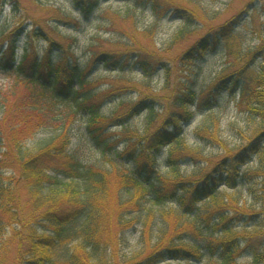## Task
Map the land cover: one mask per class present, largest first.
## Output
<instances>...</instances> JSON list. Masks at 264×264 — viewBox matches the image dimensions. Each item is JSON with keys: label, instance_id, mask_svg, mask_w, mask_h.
<instances>
[{"label": "trees", "instance_id": "obj_1", "mask_svg": "<svg viewBox=\"0 0 264 264\" xmlns=\"http://www.w3.org/2000/svg\"><path fill=\"white\" fill-rule=\"evenodd\" d=\"M113 1L71 0L86 20ZM116 1L161 18L181 14L186 27L160 48L154 29L139 28L130 12L114 13L109 28L119 32L95 45L83 66L66 56L76 38L59 29L68 20L57 8L47 29L31 31L48 42L42 56L26 48L19 57L25 25L10 37L0 33V73L16 78L13 89L0 88V264L11 263L12 246V264H238L242 246L253 247L237 228L249 229L248 220L262 219V212L221 189L255 194L263 177L264 39L241 47L231 19L176 53L190 39L189 27L200 25L196 8L185 0ZM10 2L17 12L19 1ZM220 43L224 67L198 91L191 68ZM100 65L105 72L94 74ZM103 74L116 77L98 89ZM228 86L240 92L239 109L258 121L254 139L230 148L212 116L190 146L188 127L218 109ZM140 118L142 126L135 124ZM202 145L224 153L209 158ZM256 155L263 156L259 170L242 171ZM132 238L136 248L121 256ZM253 250L260 264L264 252Z\"/></svg>", "mask_w": 264, "mask_h": 264}, {"label": "rangeland", "instance_id": "obj_2", "mask_svg": "<svg viewBox=\"0 0 264 264\" xmlns=\"http://www.w3.org/2000/svg\"><path fill=\"white\" fill-rule=\"evenodd\" d=\"M19 10L14 11V6L10 0H0V33L3 32L5 37H10V33L17 27V25H25V32L18 37V55L21 58L26 48L31 52H35L42 56L48 49V42L41 38L33 36V31L38 25L47 29V26L53 23L57 16L55 8L67 18L68 21H64L60 24L59 29L65 36H72L76 38V43L72 47L73 55L63 54L64 56L73 57L77 59L82 66L89 62V58L92 56L93 47L107 40H112L119 30L111 29L110 21L114 13L120 12L124 14L130 12L137 21V25L141 29H154L155 40L157 46L162 48L166 46L173 36L183 29L185 26V18L181 14H175L164 18L155 16L150 10L147 9H135L130 7L124 2L113 1L103 3L99 9L91 16V19L86 20L77 9L73 7L71 0H18ZM186 5L193 9L196 8L198 12V20L200 25L190 26V33L192 34L190 39L181 45L179 50H175L176 53L183 51L190 47L195 41L202 38L208 32V29L212 26H218L226 21L235 19L238 22L235 38L239 39L244 48L248 46H256L262 39H264V0H185ZM198 21V22H199ZM121 26L127 28V24L119 22ZM123 24V25H122ZM217 46L215 51L202 57L200 62L195 64L191 68L192 77L197 78V89L201 91L206 88L215 75L221 71L224 67L225 45ZM175 53V54H176ZM261 62V61H260ZM97 70V71H96ZM94 71V74L98 72H105L102 65L98 66ZM253 72L254 68H250ZM101 81L95 83L98 89L107 88L110 81L116 77V75H102ZM131 77H135L136 80H142V75L139 73H130ZM16 81L14 75H3L0 73V88L3 90L13 89V85ZM252 81V78H251ZM154 85L157 88H161L162 84L159 77H156ZM232 86L226 88V91L222 92L219 96V102L217 104L218 109L215 112L206 116L198 115L194 123L187 129V137L190 146L195 147L197 140L194 139V133L198 126L203 124H211L208 117L214 116L219 121L220 137L228 144L230 148H242L245 147L256 135L259 125L258 121L252 120L246 112L239 109L237 106V100L240 98L239 90L232 92ZM20 93L25 92L24 85H19ZM144 118L135 120V124L142 126ZM204 155L209 158H215L216 156H222L224 151L202 145ZM262 155H256L253 160L242 168V171L259 170L262 162ZM252 168V169H251ZM264 168V167H261ZM261 181H257L253 189H257L255 194H252L249 187H240L239 190L233 191L232 189L223 188V194L235 197L238 199L240 205L246 204L248 207L255 210V212H262V219L253 218L247 223L249 229L245 230L240 224L237 228L238 236H248L250 242H252L253 249L258 252H264V173L261 174ZM5 182H9V174L4 176ZM262 188V189H261ZM26 190L24 194H21L22 201L24 203L26 198ZM256 196V197H255ZM260 202V203H258ZM251 209V210H252ZM241 222V221H240ZM238 222V223H240ZM244 224V223H243ZM10 228L8 233H10ZM135 239L130 240V246L120 247V255L124 252L133 251L135 247ZM75 243V242H74ZM73 243V244H74ZM73 244H69L70 247ZM249 246V245H248ZM240 257L237 259L238 264H254L251 256L255 255L253 249L245 248V244L242 246ZM67 246H60L59 250L64 252ZM16 246L9 248L8 262L14 260L16 256ZM119 249V248H118ZM117 249V250H118ZM249 250V251H248ZM252 251V252H251ZM118 252V251H117ZM251 252V253H250ZM110 253V252H109ZM253 254V255H250ZM119 256V255H118ZM8 264V263H7ZM260 264H264V261Z\"/></svg>", "mask_w": 264, "mask_h": 264}]
</instances>
